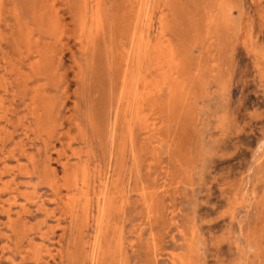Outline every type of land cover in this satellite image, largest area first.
<instances>
[{
  "label": "rangeland",
  "instance_id": "374dc122",
  "mask_svg": "<svg viewBox=\"0 0 264 264\" xmlns=\"http://www.w3.org/2000/svg\"><path fill=\"white\" fill-rule=\"evenodd\" d=\"M42 1L0 0V264H264V0H144L176 67L162 79L152 55L148 102L115 137L137 0H104L86 50L82 0ZM41 7L55 21L37 28ZM37 88L51 108L40 126Z\"/></svg>",
  "mask_w": 264,
  "mask_h": 264
},
{
  "label": "bare ground",
  "instance_id": "6f19581e",
  "mask_svg": "<svg viewBox=\"0 0 264 264\" xmlns=\"http://www.w3.org/2000/svg\"><path fill=\"white\" fill-rule=\"evenodd\" d=\"M44 1H46V0H43L42 3H44ZM103 1L104 0H82L81 1V8L79 7L80 11L78 12L79 13V31L76 30V31H78L76 34V38H77L76 40L80 43L81 48L83 50H86L89 47H93L97 43V40H98L97 38H98L99 34L102 32V28H103L102 4H103ZM133 3H136V6H135V4L131 5L130 11L134 12L133 16H132V22L130 23V26L127 27V29L124 33L125 35L123 36V39H125V43H123L121 45L122 46L121 51H120L121 59L118 63V67L115 71V73H116L115 78L112 81L115 84V87L118 88L116 105L111 110V111H113V116H114L113 117L114 118L113 126H112V131H113L114 137L116 134V128H117V124L119 122L120 117L122 115L125 117V122H127V124L129 125V129L131 130V121L133 120L134 114H136V110L132 109V108H134V107L138 108L139 109L138 115H139L140 112L141 113L143 112V109H142L143 105H145L148 102L150 91H148L147 88H148V85L150 84V76L152 74L151 68H150V66L152 64V58H153L152 55L157 54L159 60H161L158 62L155 71H156L157 76L159 75L161 78L163 77L162 79H164V77H166V74H168L169 72L172 73L173 69L176 67V64H174L175 60H176L174 48L172 46H165V47L160 46L159 47L158 41L156 43H153V38H151L150 21H149V19L147 20L144 17H142L143 16L142 12H144V10L146 9L147 4L145 5L144 0H137L135 2H131V4H133ZM137 5H138V8L136 9ZM43 11H44V7H41L39 14L37 16H35L36 18H34L36 20L35 22H36L37 28H39L41 26L44 27L43 22L45 24V21H44L45 16H47L46 19L51 17V16L48 17V15H45L46 13H44ZM34 15H35V13H34ZM51 19H53V18L51 17ZM53 21H55V20L53 19ZM50 23L52 24V22H50ZM49 25L45 28L48 29L50 27ZM49 31H51L50 28H49ZM44 32H45V30H44ZM161 32L162 31L159 32L160 35L162 34ZM54 33H56V31H54L52 35H54ZM25 34H23V35H25ZM27 35H28V37L31 36L29 31L27 32ZM38 39H39V37L34 41L37 44H39ZM99 43H100V41H99ZM31 44L29 43L27 47H29ZM118 44H116V45H118ZM43 48H39V49H37L38 51H36V53L38 52L39 58L44 56L43 53H45V51ZM109 53L111 54V51ZM46 54H48V53H46ZM42 58H45V57H42ZM47 58L48 57H46V59ZM117 59H118V57H117ZM40 60H42V59L40 58ZM40 62L41 61H38L36 63L34 62L31 64V66L33 68H36V67L39 68ZM164 63H166V65L168 67H165ZM172 80L174 82H176L178 80V76H173ZM2 83H4V82H2ZM163 83H164V81H163ZM4 86L2 88H4ZM8 90H6V91L8 92ZM44 92H45L44 89L37 88L34 90V93H33L32 97L30 98L31 99V105L33 106V112L36 113V115L34 117V123L36 125H39V126H40V124L45 125L46 123H48L49 122L48 119H50V115H51V110H50L51 108L49 105H45L43 108H40V106L42 105L43 102L46 103L47 97H46V93H44ZM1 102H3V100ZM3 108H4V106H3ZM88 110H90V109H88ZM40 111H42V113H40ZM5 112H7V111H5ZM0 114H2V112ZM76 124H78V122ZM78 126H79V124H78ZM29 158L32 159L33 157H29ZM84 164L85 165L80 166L79 171L81 173L77 172V174H76V172H75L74 173L75 178L72 180L74 184H77L78 177L80 176L79 174H82L81 179H80L82 181V186L78 188V190L80 189V192H81V190L83 191L85 189V187H88L87 181L89 178H88V174H87V165H86V163H84ZM66 169L67 168H65V170ZM66 179H67V177H66ZM71 179H72V177H71ZM70 182H71V180H70ZM108 189H109V182L106 179V181H104V184H102V189L99 191L98 210H100V211L101 210L103 211L104 207L106 205L105 202H106V195H107ZM70 201L71 200L69 199V202Z\"/></svg>",
  "mask_w": 264,
  "mask_h": 264
}]
</instances>
